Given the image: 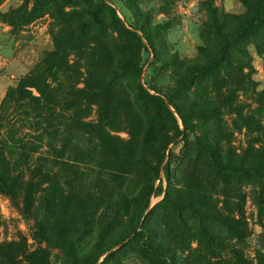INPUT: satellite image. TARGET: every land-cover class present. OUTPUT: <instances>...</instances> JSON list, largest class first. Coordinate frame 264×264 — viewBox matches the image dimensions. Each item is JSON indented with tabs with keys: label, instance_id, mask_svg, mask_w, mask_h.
<instances>
[{
	"label": "rangeland",
	"instance_id": "rangeland-1",
	"mask_svg": "<svg viewBox=\"0 0 264 264\" xmlns=\"http://www.w3.org/2000/svg\"><path fill=\"white\" fill-rule=\"evenodd\" d=\"M262 4L0 0V264H264Z\"/></svg>",
	"mask_w": 264,
	"mask_h": 264
},
{
	"label": "trees",
	"instance_id": "trees-1",
	"mask_svg": "<svg viewBox=\"0 0 264 264\" xmlns=\"http://www.w3.org/2000/svg\"><path fill=\"white\" fill-rule=\"evenodd\" d=\"M263 24H264V0H263V4L259 5V8L257 9V11L248 20H246L244 23H242V25L239 29V34L248 33V32L258 28L259 26H261ZM143 34H144V37L149 40V37L145 33V31H143ZM230 42H231V39L224 41L223 44H224V46H227ZM23 85H24V81L21 80L18 83V86L16 88V92L22 96H25L26 89H24ZM36 89L39 91L40 94L45 95V91H43V88H41L39 85L38 86L36 85ZM31 98H35V97H31ZM7 99L8 100H6V102L7 101L11 102L10 96H7ZM4 163H6L5 160H4ZM228 170H231V169H228ZM234 171L239 172L243 175L254 174L264 181V173L258 168L241 166L240 168L235 169ZM0 183H3L2 178H0ZM130 235L131 234L128 233L126 235V238H128Z\"/></svg>",
	"mask_w": 264,
	"mask_h": 264
}]
</instances>
